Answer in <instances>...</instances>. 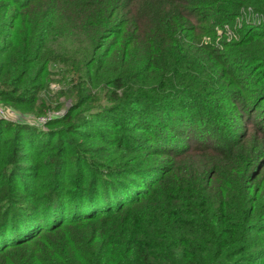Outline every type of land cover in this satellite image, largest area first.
Here are the masks:
<instances>
[{
    "label": "trees",
    "instance_id": "1",
    "mask_svg": "<svg viewBox=\"0 0 264 264\" xmlns=\"http://www.w3.org/2000/svg\"><path fill=\"white\" fill-rule=\"evenodd\" d=\"M0 9L2 102L31 104L38 93L32 89L35 77L47 66L72 74L74 65L85 70L68 95L76 98L74 106L61 118L38 125L31 123L34 117H0V256L23 250L17 264H255L258 258L264 264V202L251 192L258 174L255 148L263 149L264 140L246 149V133H232L233 123L226 129L227 120L216 111L223 106L211 99L229 92L245 121L253 105L251 114L261 109L264 0H3ZM190 11L212 30L240 24L231 28L243 37L233 43V57L223 62L201 43L206 27L191 25ZM237 16L242 17L234 21ZM239 44L244 47L236 51ZM78 52L85 54L83 64L75 59ZM229 59L228 70L217 68V77L212 75L213 62L219 67ZM255 66L263 73L260 93L244 89L247 94L241 95L236 69ZM93 95L103 119L109 111L159 110L146 117L148 126L128 120L134 115L112 125L118 152L143 151L144 162L111 168L79 152L77 129H69L73 111L83 104L89 110ZM183 96L193 98L200 117L228 130L224 144L186 146L156 139L168 137L161 129L172 127L167 117L183 104ZM35 108L37 117L50 112L41 104ZM182 109L177 117L190 124ZM62 122L66 127L45 129ZM132 129L149 130L151 145L127 138ZM187 130L190 126L179 128ZM236 148L247 153L234 162L229 151ZM67 155L75 158V167ZM221 156L223 165L217 160ZM40 174L49 176L38 182Z\"/></svg>",
    "mask_w": 264,
    "mask_h": 264
},
{
    "label": "rangeland",
    "instance_id": "2",
    "mask_svg": "<svg viewBox=\"0 0 264 264\" xmlns=\"http://www.w3.org/2000/svg\"><path fill=\"white\" fill-rule=\"evenodd\" d=\"M0 2H3V0H0ZM10 9H13V7H11ZM1 11L2 10L0 9V12ZM241 17L242 16L235 17L234 21L240 20ZM186 18L189 20V23L191 25L195 24L197 26L206 27L205 33H204L206 35L202 37L201 43L207 46L208 48H210V50H213L212 52L216 53L219 56L221 61L225 62L228 59V57L229 58L233 57V55L230 54L231 49H234L233 43L237 44L240 41H242L243 37L241 34H238L235 30L232 29V37L230 38V40H228L226 36H222L221 39L219 40V42H222L221 44L222 47H218L216 45V39L214 37V30H216L217 28H220V25H218L217 27L212 25L213 30H212V27H210L209 29V25H206L207 22L205 21L198 22L195 20V18H197V14L195 13V11H190ZM221 26H222L221 28L230 27L231 29L232 27L239 28L240 24L228 26V23H225ZM2 41L3 40H0V43H2ZM4 41L8 42V39ZM224 43L229 44V46L228 45L225 46ZM243 45L244 44L235 45V50L237 51V50L242 49V47H244ZM84 57H85V54L83 52L82 53L78 52L76 54L75 59L78 63L83 64L85 61ZM223 62L219 65V67L215 64V62H213L212 66L210 67V70H212L213 72L212 75L214 76L216 75L214 71L217 68H219V70L221 69L228 70L227 67H230L229 65L232 64V61L230 59L227 64H224ZM74 66H75L74 68L75 72L73 74L72 72L69 73V72H64V70H59L56 67L50 68V66H47L45 71L43 72L41 71L35 77L36 80H35L34 86L36 88L32 86V89L38 91V93H37V97L33 100L31 104L15 105L12 103L2 102V100H0V107L7 109L10 115L17 114V116H12L13 118H21L22 116H25V120H26L32 117L37 118V116L35 115H37L36 111L38 109H36L35 106H37L38 104L39 105L41 104L43 105L44 108L47 107V109H50V112L46 115L51 114L50 116L51 118L53 117L61 118L62 115L65 114V112L69 108L74 106L72 104L75 103L74 101L76 98L72 100L68 98V95L72 92V86L74 84L75 78L77 77V74L79 73V75L81 76H84L85 74L84 69L80 70L81 67H78L77 65H74ZM36 69H37V66L35 67L31 75L36 74L35 72ZM77 70H80V71L77 72ZM56 71H59L60 73L56 74L57 73ZM236 73L241 74L238 77V79L240 81V85L244 87L243 89L238 86H236L237 88H235L237 91L240 92L241 95L247 94L246 90L244 89L251 90L255 88V93L256 94L260 93L257 87V85L260 84V81H261L259 79L263 75V73L258 74L260 73V69L256 68V66L255 68H252V69H249L246 67V68H243L242 70L236 69ZM221 75H224V72H222ZM227 80H228V77L224 78L223 81L227 82ZM38 83H40V85H38ZM95 89H97V87L93 88L92 90L91 89L89 90H91L92 94L96 95L94 92H98V90H95ZM64 93H67V95H65ZM94 95L89 99L90 104H91V106H89L90 107L89 110L87 109V106L89 104H83L77 107L73 111V115L75 117L73 118L72 121L74 124H72V126L69 129H72L73 132L75 131V129H77L78 131V132L76 131L77 134H75L74 140L76 144L78 145L77 149L79 150V152H81L83 155L91 159L93 162H96V164L98 163L102 166L111 167V168H112L111 165H116V164H119V165L125 164L129 166H135L134 163H138L139 165L142 162H144V160L146 159H145L143 151L142 152L135 151L133 150V148H128V151L126 152H122L121 150L120 152H118V148L116 147L117 141L115 142L112 140L114 137L113 134H115V130H116V128H112V125L117 120L121 121V120H124L130 117L131 115H134L133 118H131L132 117L131 116L130 118H128V120L134 119L136 121L135 124L138 127L148 126L146 117L148 116L156 117L157 114L159 113V110H156L155 108L151 106L147 108H144V106H142L138 110H133L129 115L124 114L122 112L113 113L109 111L106 114L110 116L104 117L103 119V117L97 116L96 114L98 111L96 107L98 106L99 103L97 101H94L95 99ZM229 96H230L229 92H226V93L224 92L223 94L218 95L217 98L211 97V99H213L214 102H217V104H220V106L221 105L223 106V108L216 109V111L221 113V115L223 116L222 120L224 121L227 120L225 121L228 124L226 129H228V126L230 123H233V126L232 128H230V131L235 134L237 132L246 133V136L244 137L245 143L243 145L245 146L246 149L249 147H251L252 149L255 146L256 140L258 141L264 140V114H262V112L264 111V109L262 110V108H264V94L262 95L263 99L260 102L261 109L260 110L256 109L255 112L251 114V112L255 108V105H253L250 108V110H248L247 118H250V120L248 121H245L241 117V115H243V112H239L238 110L239 107L237 106L236 103H235V106L232 105V101ZM19 98L22 100V102H26L27 100L25 96L23 97L18 96V99ZM181 101L183 102L182 105L176 104L175 106H173V109L171 111L172 118L167 117V121L170 123H173L172 127L168 128L167 126V128L165 127H163L162 129L159 128L161 129V132L166 134L168 137L162 136L163 138H161V136H158L156 139L161 140V142H163L162 144H164L166 143V141H163V139L165 140V138H168V140L171 141V143H174L175 141H177L179 144H183L186 146L193 145L197 142H200L203 144H209L212 146L224 144L226 142L225 138H227L228 133L226 132L228 130L224 129L223 131H221L215 124L214 120L208 119V118L205 119L203 116L200 117L199 113L197 112L195 113L196 108H194L193 105H197V104L193 101V98L191 96H183ZM102 104L107 105L108 103L105 100H102ZM137 106H141V103L137 104ZM103 107L104 106H102V108ZM183 107L185 108L182 109ZM102 108H100V110ZM86 109H87V112H81L82 110H86ZM181 109H182V112L180 115H182L184 111L187 112L189 115L188 118L190 119V124H188V122L185 121L183 118L177 117V115H179L180 113L178 110H181ZM260 115L262 116L260 117ZM230 117H234L233 122H230ZM78 123H85L86 126L76 127L77 125H79ZM37 124L43 125L41 123H37ZM188 125L190 126L189 131L188 130L183 131V132L179 131V128L188 129L189 127ZM62 126L66 127V123L62 122L59 124L49 125L47 127L45 126L44 127L45 129L53 128L54 130H58ZM154 129H157L156 126L154 127ZM81 132L88 133V134L80 135L79 133ZM129 133L130 134L128 135L127 138H130L132 142H133L132 137H134L135 139L136 138L139 139V142L142 147H144L143 145H148V144L151 145L150 140H147L148 138L151 137L149 130L144 131L141 129H132ZM230 136H232L231 133H230ZM34 138L39 139L37 135H35ZM229 152H230V157H233L234 162L237 161L236 157L238 159H241L247 153L245 151L243 155L242 152H240L238 148L231 150ZM67 158H68V155H67ZM68 159L70 160L71 167H75L77 163L75 158L69 157ZM228 159L229 158H227L226 161ZM217 160H218V163L223 165L225 163V156H221ZM81 165H88V164L82 161ZM255 167H257L258 174L255 176V180H253L251 183V192L253 194L255 192L256 197L258 199V203L263 204L264 202V148L261 150H257L255 148ZM45 175L49 176V174H45ZM45 175L40 174L39 175L40 179L38 180V182H40L44 177H46ZM262 209H264V205ZM91 229H92V226L90 225L87 227L86 230L87 232H89ZM262 235L264 236V234ZM262 242H264V238L262 239ZM27 250L30 251L31 249H27ZM22 253H25V252L23 250H17L16 252H14V254L8 255L7 257L0 256V264H17L18 262L17 256L21 255ZM261 262H262L261 258H258L255 264H261Z\"/></svg>",
    "mask_w": 264,
    "mask_h": 264
},
{
    "label": "built area",
    "instance_id": "3",
    "mask_svg": "<svg viewBox=\"0 0 264 264\" xmlns=\"http://www.w3.org/2000/svg\"><path fill=\"white\" fill-rule=\"evenodd\" d=\"M255 21L257 22V20H255V18H254L253 23H255ZM215 36H216L215 37V39H216V45L218 47H222L221 46V42H219V40L221 39L222 36H226V38L228 40H230V38L232 37V29H230V27L229 28H221V27L220 28H217L215 30ZM9 115H10V113L8 112L7 109H4V108L0 107V117L7 118V117H9ZM50 116H51V114L37 117V118H35V121L36 122L33 121L31 123H36V124L37 123H41V124H44L46 121H48L51 118Z\"/></svg>",
    "mask_w": 264,
    "mask_h": 264
}]
</instances>
